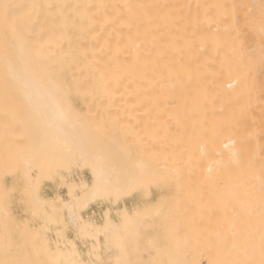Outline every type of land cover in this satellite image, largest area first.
Masks as SVG:
<instances>
[{"label":"bare ground","instance_id":"obj_1","mask_svg":"<svg viewBox=\"0 0 264 264\" xmlns=\"http://www.w3.org/2000/svg\"><path fill=\"white\" fill-rule=\"evenodd\" d=\"M98 82L156 159L92 128ZM0 97L38 222L0 196V264H264V0H0Z\"/></svg>","mask_w":264,"mask_h":264},{"label":"rangeland","instance_id":"obj_2","mask_svg":"<svg viewBox=\"0 0 264 264\" xmlns=\"http://www.w3.org/2000/svg\"><path fill=\"white\" fill-rule=\"evenodd\" d=\"M70 84H74L75 82L74 81H68ZM82 83V82H81ZM81 83L79 84V86H81L80 88L83 90H80L79 91V89L78 90H76L75 88V86L74 85H72L73 86V89H74V92H72L71 94H70V96H71V98L74 100V102L76 103V105L78 106V108L83 112V114H84V116H85V118L88 120V122L91 124V121L92 120H98V119H100V120H98V122L97 121H95L97 124L96 125H94V124H92V128L93 129H95L96 131H98V132H100V133H102V134H109V132H110V130H111V128H110V124H112V123H114V124H112V126L114 127H112V129L113 130H111L112 131V134L113 133H116L115 135H117V132L118 133H120V135L118 134V136H121V134L123 133V135H122V137L127 141L128 139H130V141L128 140V144L131 146V147H134V152L138 155V156H141V157H144V158H150L151 160L153 159V158H155L156 156H157V151L158 150H161L159 147H162V145H160V146H158L157 145V140L159 141V139L158 138H155V140L153 139V137H151L152 135H154V133L153 132H155V134L157 135V133H156V131L155 130H157L158 129V135H164L163 133H164V129H162L161 127L163 126V121L162 122H159V120L160 119H158V117H155V118H157L158 119V122H157V120H154V121H156V122H154L153 121V119L154 118H152V121L153 122H151V120H150V122L152 123V125H154L153 123H160V125L159 126H156L157 124H155L154 126H156L157 127V129L155 128V127H152V125L150 124V122H149V124L148 123H146V122H144L146 125V128H148L147 127V125H149V127H151L150 129H152V130H149L150 132H152V134L149 132V131H147L148 133H150V135H149V137H147L146 138V136H148V133L146 132V128H144L145 130H141V129H143V125H141V128H140V130H137V129H139V127H137V125H133V124H130V126L132 125L133 127H137V129H136V131L134 132V133H132L133 131V129L134 128H131V130H128V128H130V127H128L125 123L123 124V125H120V124H122L123 122H121L120 120H119V115H118V111H116L114 108H113V106H112V104L114 103V101H115V99H113V97L114 96H112V97H110V95L108 94L107 95V93L105 92V90H104V92H103V90L101 89V83L100 82H98V84H96V83H92V87H91V90H92V92H91V90H90V87H87V86H90V85H88L89 83H83L82 85H81ZM75 85H77V84H75ZM86 85V86H85ZM98 85V87H100V90H101V92H100V90H99V88L98 87H96ZM100 85V86H99ZM95 86V87H94ZM94 87V88H93ZM86 88H88L89 90L88 91H90L91 92V94H89L90 92H88L87 91V89ZM93 88V89H92ZM103 88V87H102ZM84 89H86V90H84ZM95 90V91H94ZM97 90V91H96ZM76 91V92H75ZM93 91H94V93H93ZM82 92H83V94H82ZM96 92H98L97 94H96ZM92 93H93V96H91L92 97V100H90V99H88L86 96H89L90 97V95H92ZM8 94V92H6V94L5 95H7ZM13 94V93H12ZM89 94V95H88ZM94 94H96V95H94ZM10 96H11V94L9 95V97H8V99H10ZM94 96H97V98L99 99H96V97H94ZM13 97H14V95H13ZM86 97V98H85ZM90 97V98H91ZM2 98H4V97H0V99L2 100ZM15 98V103H17V99H16V97H14ZM18 98V97H17ZM95 99V101H93L94 99ZM105 98V99H104ZM7 99V100H8ZM13 99V98H12ZM4 100V99H3ZM5 100H6V96H5ZM4 100V101H5ZM84 100H86V101H84ZM98 100V101H97ZM11 101V100H10ZM9 100H8V102H10ZM13 101V100H12ZM12 101H11V104L10 103H8V104H10V105H12L11 107H12V113L14 112V114L16 115V113L18 114V111H19V105H16V107L14 106L15 104H12ZM111 101V102H110ZM2 102V101H1ZM90 104H89V103ZM100 102V103H99ZM5 103V102H4ZM18 104V103H17ZM93 104V105H92ZM97 104V105H96ZM1 105V104H0ZM4 105V104H3ZM2 105V106H3ZM96 105V106H95ZM7 106V107H6ZM6 106H5V108H6V110L5 109H3L4 111V113L6 114V116H5V114L3 113V115H4V117H7V114H8V119L7 118H3V119H5L6 121L7 120H9L10 118H12V119H10V121L14 124V119L13 118H16V117H9V115H10V111L8 112V110L11 108H9L8 107V105L6 104ZM13 106H14V108H13ZM90 106V107H89ZM94 106V107H93ZM98 106V108H95V107H97ZM7 108H9L8 110H7ZM90 108H91V110H90ZM14 109V110H13ZM17 109V111H15ZM113 109V110H112ZM0 110H1V108H0ZM11 110V109H10ZM92 111V112H90V111ZM2 111V110H1ZM0 111V112H1ZM97 111V112H96ZM98 111H99V113H98ZM104 112H106V113H104ZM1 114V113H0ZM96 114H98V118H94V117H96L97 115ZM120 114V113H119ZM2 115V114H1ZM12 115V114H11ZM14 115V116H15ZM22 115V114H21ZM101 115V116H100ZM106 115V116H105ZM118 115V116H117ZM159 115V114H158ZM157 115V116H158ZM18 117H17V119L18 118H20L21 116H20V111H19V115H17ZM2 117L3 116H0V119H2ZM99 117H101V118H99ZM112 117H114V119L112 118ZM117 117H118V121L120 122V123H118L117 124ZM93 118V119H92ZM160 118V117H159ZM16 119V120H17ZM22 119V120H21ZM90 119H92V120H90ZM104 119V120H103ZM146 119V118H145ZM19 120V119H18ZM110 120V121H109ZM1 121V120H0ZM92 122V123H95V122ZM147 121H149V120H147ZM11 122H9V124L11 123ZM22 122H24V120H23V118L21 117L20 118V120L18 121V122H15V126L14 127H12L11 125H9L8 126V122L7 123H5V124H7L6 125V127L8 126L9 128H10V126L12 127V128H14L12 131H14L15 129L16 130H18L19 128H21L20 127V124L22 123ZM106 122V123H105ZM1 123V122H0ZM16 123H18L19 125L18 126H16ZM102 123V124H101ZM99 124H101V125H99ZM128 125H129V123H127ZM4 124H0V147L3 145L4 146V148L6 149V148H8V151H10V153H6L7 151L6 150H0V158H1V156H2V159L0 160V179H1V183H2V188H0V196H1V198H3V201L5 202V203H7V202H9V206L11 207V209H12V212H13V215H14V217H15V219H16V221H17V223H18V226H19V228L18 229H22V230H24V228L26 229V228H31V227H34V226H36L37 225V223L38 222H34V221H30V220H28V216H29V213H28V211H27V202H26V199H25V196H24V194L22 193V188H23V185H22V182H21V180H20V171H19V169H18V171H17V168L18 167H16L15 168V166H17V165H15L16 164V161L15 160H13L12 159V161H15L14 163L13 162H10V163H13L12 165L11 164H9L8 163V160H9V157H10V160L9 161H11V158L13 157L12 155H14L13 153H11L12 152V150L13 149H11V148H14L13 146L15 145V144H13V143H11V139L13 138V137H15V136H13L12 134H14L13 132H12V134H10V133H8L9 131H11V128L9 129H7L6 127H5V125L3 126ZM98 125V126H97ZM105 125H107V126H105ZM115 125V126H114ZM121 127L122 126V128H120L119 126ZM151 125V126H150ZM126 126V127H125ZM139 126V125H138ZM5 129V132H3L4 131V129ZM18 127V128H17ZM23 127H25L24 126V123L22 124V128L20 129V130H22V129H24V131H23V136H21L20 138H18L19 137V135H17L16 136V138H14V140H17V138H18V141L17 142H21L22 143V141L24 142V141H26L27 139H26V137H25V132H26V128H23ZM123 127L125 128V129H123ZM164 127V126H163ZM116 128H120L119 130L117 129V130H115V132H114V129H116ZM159 128H161V133H162V130H163V133L161 134L160 133V129ZM7 129V130H6ZM153 129H155V130H153ZM3 130V131H2ZM20 130L19 131H17V133H19L20 132ZM122 130V131H121ZM126 130V131H125ZM135 130V129H134ZM109 131V132H108ZM137 131H138V133H137ZM142 131V132H141ZM144 131V132H143ZM106 132V133H105ZM130 132V133H129ZM145 132L147 133V134H145ZM3 133H6L7 134V136H6V134H4V135H2ZM111 133V132H110ZM136 133V134H135ZM145 134V136L143 137V135ZM160 133V134H159ZM16 134V133H15ZM132 135V136H130L131 138H128L129 137V135ZM21 135V134H20ZM128 137H127V136ZM139 135H141V137L139 138L138 136ZM156 135H154V136H156ZM11 136H13L12 138H10ZM126 136V137H125ZM138 137V138H136V139H133L132 137ZM161 136H158L159 138H163V137H161ZM2 137H4V138H2ZM9 138V139H8ZM142 138H146L145 139V141L147 140L148 141V138H150V139H152V141L151 142H155V143H153V145L155 146H153L152 147V144L150 143V141H144V139L142 140ZM5 139V140H4ZM23 139H25V140H23ZM131 139H133V140H131ZM137 139H141L143 142H145L146 144H143V143H140L139 142V140H138V143H137ZM149 139V140H150ZM2 140H3V142H2ZM9 140V142H7V141ZM13 139H12V141H14ZM162 140H160V142H161ZM5 142H7V143H5ZM15 143V142H14ZM20 143V144H21ZM133 143V144H132ZM2 144V145H1ZM7 144V145H6ZM11 144V145H10ZM17 144V143H16ZM19 144V145H20ZM22 144H24V146H22V148H20V147H16L14 150H17V148H20L19 150H18V153H19V151L21 150V149H23V147H26V144H27V141L26 142H24V143H22ZM135 144V145H134ZM159 144V143H158ZM161 144H163L162 142H161ZM9 145V146H8ZM13 145V146H12ZM19 145H17V146H19ZM145 145H146V147H145ZM148 145H150V146H148ZM157 145V146H156ZM3 146L1 147L2 149H3ZM148 148V149H145V148ZM150 147H152L153 148V150H154V148H155V150L157 149V151H156V153H155V156L153 155V156H150V155H152V154H154V153H152L153 151H152V148H150ZM157 147V148H156ZM149 148H150V150H151V153H148V156L146 157V155H144L142 152H141V150L144 152V150H149ZM2 151H5V152H2ZM162 151V150H161ZM13 152H15V151H13ZM150 152V151H149ZM155 152V151H154ZM3 155H2V154ZM145 153H147L146 151H145ZM161 153V152H160ZM9 154V155H8ZM15 154H17L16 152H15ZM162 154V153H161ZM161 154L159 155V156H161ZM8 155V156H7ZM158 156V158H160ZM15 157V156H14ZM156 159V158H155ZM155 159L153 160V161H155ZM158 160V159H157ZM152 161V162H153ZM160 161V159L158 160V162ZM4 164H6V165H4ZM13 165H15V166H13ZM5 166V167H4ZM3 167V168H2ZM12 168H13V171L15 172V170H16V172L14 173L13 171L11 172V170H12ZM11 169V170H10ZM15 169V170H14ZM9 170V171H8ZM9 172V173H13L12 175L11 174H7L6 172H5V174L4 173H2V172ZM1 183H0V185H1ZM1 187V186H0ZM5 188V189H4ZM14 189V191L13 192H11L10 190H8V189ZM6 192H5V191ZM8 190V191H7ZM19 192H21V193H19ZM10 193V194H9ZM52 193H53V190L52 189H49L48 190V194H50V195H52ZM7 194H9V197H8V195ZM21 194V195H20ZM5 195H6V197H5ZM62 195H63V197H66V190H62ZM158 194L156 193V195H154L155 197L157 196ZM7 198V200H5V198ZM9 200H11V201H9ZM20 200H21V202H20ZM22 200H24V203L22 202ZM7 201V202H6ZM19 201V202H18ZM8 204V203H7ZM26 219V220H25ZM23 223V224H22ZM25 225V226H24ZM69 236L71 237V236H73L72 235V233H69Z\"/></svg>","mask_w":264,"mask_h":264},{"label":"snow or ice","instance_id":"obj_3","mask_svg":"<svg viewBox=\"0 0 264 264\" xmlns=\"http://www.w3.org/2000/svg\"><path fill=\"white\" fill-rule=\"evenodd\" d=\"M6 23H7V18H6Z\"/></svg>","mask_w":264,"mask_h":264}]
</instances>
